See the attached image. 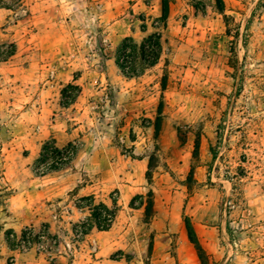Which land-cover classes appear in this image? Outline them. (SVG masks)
<instances>
[{
	"label": "rangeland",
	"instance_id": "obj_1",
	"mask_svg": "<svg viewBox=\"0 0 264 264\" xmlns=\"http://www.w3.org/2000/svg\"><path fill=\"white\" fill-rule=\"evenodd\" d=\"M163 1L0 0V264H264V0Z\"/></svg>",
	"mask_w": 264,
	"mask_h": 264
},
{
	"label": "trees",
	"instance_id": "obj_2",
	"mask_svg": "<svg viewBox=\"0 0 264 264\" xmlns=\"http://www.w3.org/2000/svg\"><path fill=\"white\" fill-rule=\"evenodd\" d=\"M198 9L199 6H197ZM169 14V3L167 0L163 1V16H162V22L163 24H166L167 18ZM140 57L142 60V67L144 69L155 67L160 59V52H161V35L156 34L154 36H149L146 38L142 44V46L139 49ZM119 56V62H118V68L124 73L126 77L135 76L138 77V74H135L134 70V61L136 59V56H138V50L136 47L133 48V50H127L125 46L121 47ZM130 66L131 68H129ZM128 69L129 72H128ZM132 72V73H131ZM56 154L59 156L62 154L63 151H60L58 149H54ZM75 152H67L66 157L61 159L60 165L56 168H51V171L53 172H59L64 167H67L75 158ZM152 170L153 166L149 165L148 169V183L150 184L152 182L151 176H152ZM151 193V192H150ZM90 212V222L92 223L91 226L89 223H85L84 226H86L85 231L83 232L84 235H88L93 229H96L97 231L101 233L109 232L112 228L113 223L115 222L116 216H117V210L116 208L114 210L104 206H94L91 205L87 207ZM84 209V208H81ZM2 233V227L0 225V234ZM33 232L30 234H24L23 241H25V244H27L26 240L29 241V237L31 236ZM189 236L191 243L196 247L197 251H200V246L198 243L197 238L195 237V234L192 233V229L189 227ZM49 236V232L46 233ZM42 237H45L44 235ZM230 237L234 241V238L232 236V232L230 230ZM11 240H9L10 242ZM30 244V242H29ZM31 245V244H30Z\"/></svg>",
	"mask_w": 264,
	"mask_h": 264
}]
</instances>
